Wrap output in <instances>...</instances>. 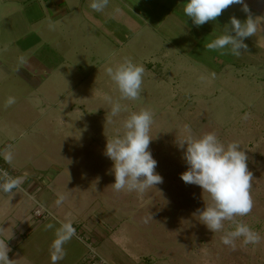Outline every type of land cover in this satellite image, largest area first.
I'll return each mask as SVG.
<instances>
[{
  "label": "rangeland",
  "instance_id": "rangeland-1",
  "mask_svg": "<svg viewBox=\"0 0 264 264\" xmlns=\"http://www.w3.org/2000/svg\"><path fill=\"white\" fill-rule=\"evenodd\" d=\"M171 1L130 0L121 5L108 0L99 12L90 8L91 1L83 2L84 12L75 14L72 21L78 23L70 26L74 31L66 29L61 46L49 41L65 59L64 67L68 66L64 86L51 92L52 99H44L47 103L28 89L27 109L22 113L19 96L23 95L12 92L15 85L8 86V91L2 86L0 97L15 99L2 115L18 121L19 132L37 136L41 129L48 135L63 132L65 139L71 137L55 143L61 149L59 159L72 165L75 175L91 181L96 193L91 214L105 227L115 230L119 224L121 233L117 231L116 238L138 256L143 253L142 264H264V39L256 46L258 35L246 38L247 49L239 57L227 49L209 50L201 44L207 37L211 42L225 34L230 17L221 14L200 27L187 17L193 36L185 38L174 18L175 14L183 17L184 4L175 8L180 0ZM246 17L244 13L238 19ZM126 59L145 69L135 100L123 98L106 72ZM114 103L123 109L117 117L108 115ZM145 109L153 114L149 148L162 183L143 193L117 192L111 186L112 161L104 155L106 142L123 135V122L130 114ZM24 118L31 124H21ZM57 120H63V127ZM19 132H0L1 143L14 150L31 147L28 137ZM205 133H214L225 145L238 142L253 174L251 212L225 220L216 232L208 230L198 216L213 203L210 195L180 179L187 166L177 142ZM36 144L43 143L36 140ZM75 150L80 151L77 158ZM53 168L48 165L50 172ZM237 224L247 225L259 241L245 245L238 238L234 247L224 245L222 237Z\"/></svg>",
  "mask_w": 264,
  "mask_h": 264
},
{
  "label": "crops",
  "instance_id": "crops-1",
  "mask_svg": "<svg viewBox=\"0 0 264 264\" xmlns=\"http://www.w3.org/2000/svg\"><path fill=\"white\" fill-rule=\"evenodd\" d=\"M78 1L82 4L78 5ZM85 1L91 0H0V89L5 86V91H8L11 89L8 86L15 85L12 92L23 95V98L19 96L23 102L19 107L21 113L27 109L25 97L28 89H34L39 101L45 102L44 99L48 101L51 92L64 86L65 68L68 69V66L64 67L65 59L59 50L49 46V41L60 45L64 42L66 29L74 31L70 26L74 27V23L78 22L73 23L72 20L76 13L84 12ZM113 1L120 2L121 5L130 2ZM245 2L250 10L245 14L256 19L258 25L256 35L260 37V42L257 39V46L264 39V0ZM181 4H185V0L178 1L175 8ZM222 14L238 18L244 12L240 5H232ZM176 15L174 18L178 25L183 27H177L180 34L185 38L187 35L192 37V26L187 25V17L183 15L177 18ZM247 42L252 45L250 41ZM208 43L207 37V42L204 40L201 45L207 46ZM7 98V95L4 99L0 97V126L10 134L20 130L17 128L18 121L2 115L3 110L10 108L6 104ZM24 119L21 124H31L30 119ZM58 121L57 124L63 127V120L60 123ZM3 131L0 127V132ZM19 133V136L28 137L27 143L31 147L17 146L18 148L13 147L16 149L14 150L12 145L1 143L0 138L1 165L12 177L21 178L18 189L9 194L0 192V241L7 243L10 248L8 256L12 264H52V244L57 231L64 224H70L74 232L84 239L81 241L73 234L63 245V258L56 264H86L89 257L88 245L96 249L106 264L145 263L142 261L145 257L143 253L138 256L127 243H123V239L119 241L116 238L117 231L121 233L119 224L115 230L113 227H105L96 214H91L94 206L91 199L96 194L93 184L90 180L75 175L72 165L67 166L61 162V149L55 144L60 140L68 141L71 137L65 139L63 132L48 135L41 129L37 136L24 130ZM36 140L43 143V148L36 144ZM9 154L12 156L10 163L5 159ZM74 154L73 157L77 158L80 151L75 150ZM48 165L56 169L53 168L50 172ZM39 176L44 178L39 179ZM61 197L63 200L57 204ZM40 207L47 211L42 218L35 215ZM101 219L105 221V218Z\"/></svg>",
  "mask_w": 264,
  "mask_h": 264
},
{
  "label": "clouds",
  "instance_id": "clouds-1",
  "mask_svg": "<svg viewBox=\"0 0 264 264\" xmlns=\"http://www.w3.org/2000/svg\"><path fill=\"white\" fill-rule=\"evenodd\" d=\"M108 0H91L90 8L102 11ZM232 5H240L244 13H249L245 0H185L183 13L190 18L193 25L200 27L210 21H215L222 12ZM119 11V9H117ZM230 27L225 34L218 36L207 44L209 50H223L239 57L242 50L247 49L244 43L246 38L253 37L258 29L256 19L250 14L241 21L235 16L230 17ZM108 76L115 82L121 96L135 100L140 95L143 75V65L125 60L120 66L113 69L106 68ZM15 103L13 97L6 100L7 105ZM122 106L112 104L111 117H117ZM153 114L150 110H141L123 122L126 130L123 135H116L107 140L104 155L112 161L114 183L111 184L117 192L122 190L143 193L145 190L162 183V176L156 172L157 161L153 158L149 145L152 141L150 128ZM178 150L182 151V159L186 170L180 174L185 184L198 186L203 192L210 195L212 204L199 212L202 224L212 232L222 229L225 220L235 216H245L251 212L253 201L250 195L253 174L248 169V156L238 142L227 145L220 142L214 133H205L199 138L188 137L177 142ZM10 163L11 154L5 157ZM21 185V178L11 177L0 169V192L12 193ZM63 200L61 197L57 204ZM51 227V225H49ZM74 234L70 224H64L57 231L56 239L52 244L51 260L56 264L63 258V245ZM242 238L243 244H256L260 237L247 225L237 224L234 231L222 237V243L234 247V241ZM7 243L0 241V264H12L8 253Z\"/></svg>",
  "mask_w": 264,
  "mask_h": 264
},
{
  "label": "built area",
  "instance_id": "built-area-1",
  "mask_svg": "<svg viewBox=\"0 0 264 264\" xmlns=\"http://www.w3.org/2000/svg\"><path fill=\"white\" fill-rule=\"evenodd\" d=\"M0 169L5 170V169L2 167L1 163H0ZM5 171H6V170H5ZM6 172H7V171H6ZM7 173H8V172H7ZM8 175L12 177L11 174L8 173ZM46 212H47V211L44 210L43 207H40L39 209H37V210L35 211V215H36L37 217H41V218H42V217H43V214L46 213ZM74 235L76 236V238H78L79 240L82 241L81 237H80L77 233L74 232ZM82 238H83V237H82ZM88 249H89V257H88L87 260H86V264H106V262H105V261H104V260L98 255L96 249L93 248V246L88 245Z\"/></svg>",
  "mask_w": 264,
  "mask_h": 264
}]
</instances>
